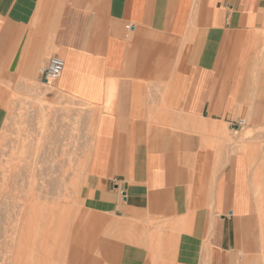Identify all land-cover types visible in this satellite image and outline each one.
Here are the masks:
<instances>
[{
    "label": "crops",
    "instance_id": "obj_1",
    "mask_svg": "<svg viewBox=\"0 0 264 264\" xmlns=\"http://www.w3.org/2000/svg\"><path fill=\"white\" fill-rule=\"evenodd\" d=\"M48 54L98 109L89 264H264L248 157L185 132L264 125V0H0V82Z\"/></svg>",
    "mask_w": 264,
    "mask_h": 264
},
{
    "label": "rangeland",
    "instance_id": "obj_2",
    "mask_svg": "<svg viewBox=\"0 0 264 264\" xmlns=\"http://www.w3.org/2000/svg\"><path fill=\"white\" fill-rule=\"evenodd\" d=\"M48 58L19 67L10 81L0 82V264L92 260L84 257L89 252L84 242L96 218L85 209L84 194L98 109L42 85L38 69ZM244 121L239 133L228 124L223 135L211 126L185 132L201 148L248 157L264 261V133L262 125ZM244 130L251 135L243 137Z\"/></svg>",
    "mask_w": 264,
    "mask_h": 264
},
{
    "label": "built area",
    "instance_id": "obj_3",
    "mask_svg": "<svg viewBox=\"0 0 264 264\" xmlns=\"http://www.w3.org/2000/svg\"><path fill=\"white\" fill-rule=\"evenodd\" d=\"M62 59L54 56L48 59V61L38 69V77L40 80L46 82L48 85L54 86L59 80L63 70ZM245 125L244 120H239L231 125L232 130L235 128H241ZM124 197V196H122Z\"/></svg>",
    "mask_w": 264,
    "mask_h": 264
},
{
    "label": "bare ground",
    "instance_id": "obj_4",
    "mask_svg": "<svg viewBox=\"0 0 264 264\" xmlns=\"http://www.w3.org/2000/svg\"><path fill=\"white\" fill-rule=\"evenodd\" d=\"M42 85H43L44 87H47V86H48V84H47L46 82H43ZM55 89H56V88H55ZM60 93H61V92H60ZM11 94H12V93H11ZM42 94H43V93H42ZM12 95H13V94H12ZM14 95H15V94H14ZM14 95H13V96H14ZM16 96H17V94H16ZM14 97H15V96H14ZM14 97H13V99H14ZM13 99H12V100H13ZM87 105H88V104H87ZM89 105H90V104H89ZM92 106H93V105H92ZM91 109H92V108H91ZM38 116H39V115H38ZM41 117H42V116H41ZM39 119H40V118H39ZM257 126H259V125H257ZM250 127H251V126H250ZM255 127H256V126H255ZM262 127H263V128H262L261 131H263V133H264V125H263ZM254 129H255V128H254ZM240 130H242V128H237V129H235V131L238 132V133H239ZM249 130H250V129H249ZM244 131H246V130H244ZM250 131H251V130H250ZM250 131L247 130L242 136H243V137H248L249 135H251V134H250ZM252 132H253V131H252ZM223 133H224V126H221V127H219V129H218V131H217L216 134L223 135ZM240 137H241V136H240ZM241 138H242V137H241ZM68 144H69V143H68ZM63 145H65V144H63ZM62 147H64V146H62ZM63 150H64V149H63ZM257 192H258V191H257ZM31 208H34V209H37V210H38L39 208H40V209H43L42 207H36V206H32V205H31ZM27 211H28V209H27ZM32 211H33V210H32ZM35 211H36V210H35ZM33 212H34V211H33ZM26 214H28V213H26ZM30 214H31V213L28 214L29 217H30ZM38 214H40V213H38ZM41 214H42V213H41ZM32 215H33V214H32ZM36 215H37V214H36ZM38 216H39V215H38ZM41 216H43V215H41ZM32 217H34V216H32ZM32 217H31V218H32ZM31 218H30V219H31ZM34 221H35V219L33 220V222H34ZM35 222H36V221H35ZM37 222H38V221H37ZM31 224H32V223H31ZM31 224H30V225H31ZM30 225L28 224V227H29ZM25 226H26V225H25ZM25 228H27V227H25ZM33 230H34V229H33ZM38 231H39V230H38ZM35 232H36V231H35ZM38 233H39V232H38ZM40 234H42V233H40ZM33 235H34V233H33ZM37 235H38V234H37ZM36 238H37V237H36ZM19 257H20V256H19Z\"/></svg>",
    "mask_w": 264,
    "mask_h": 264
}]
</instances>
